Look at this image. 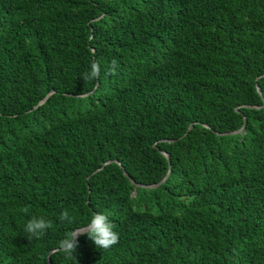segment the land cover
Returning a JSON list of instances; mask_svg holds the SVG:
<instances>
[{"label":"trees","instance_id":"1","mask_svg":"<svg viewBox=\"0 0 264 264\" xmlns=\"http://www.w3.org/2000/svg\"><path fill=\"white\" fill-rule=\"evenodd\" d=\"M95 213L116 245L53 252ZM48 256L264 264V0H0V264Z\"/></svg>","mask_w":264,"mask_h":264},{"label":"clouds","instance_id":"2","mask_svg":"<svg viewBox=\"0 0 264 264\" xmlns=\"http://www.w3.org/2000/svg\"><path fill=\"white\" fill-rule=\"evenodd\" d=\"M112 65L116 66L117 61L113 59ZM110 72L113 68L109 69ZM100 74V65L98 61L90 64V71H85L82 78L85 82L96 80ZM84 95V93H82ZM98 170V169H97ZM24 214L29 213V206L21 209ZM58 219L63 224L73 223V218L69 215L67 209L63 210ZM52 221L43 216H32L26 223L23 231L29 241L40 239L46 235L47 230L52 228ZM86 234L98 249L109 250L119 242V234L114 231V225L103 213H95L91 220L83 227L68 231L65 237L58 242L59 247L53 252H62L66 258L76 260L74 252L78 245V236Z\"/></svg>","mask_w":264,"mask_h":264},{"label":"water","instance_id":"3","mask_svg":"<svg viewBox=\"0 0 264 264\" xmlns=\"http://www.w3.org/2000/svg\"><path fill=\"white\" fill-rule=\"evenodd\" d=\"M257 88H258L259 93L261 94L262 92H261V89H260V87H259L258 85H257ZM52 92H53V91H51L50 93H48V94L46 95V97L40 102V104H42L43 102H45L46 99L52 94ZM244 127H245V124H243L242 128L239 129V130H237V131L225 132V133H222V134L227 135V134L239 133V132H241V130H242ZM192 128H193V123L190 124V126H189V128H188V130H187L186 133H188ZM164 140H166V141H173V140H168V139H164ZM164 154H165V155L167 156V158L169 159V164H170L169 171H168L167 175L165 176V178H164L162 181H160L159 183H156V184H150V185H146V184H138V185L145 186V187H149V188H152V187L155 188V187H157L159 184H161L162 182H164V181L168 178V176H169V174H170V172H171V162H170V157H169L170 155H169V153H166V152H164ZM112 162L119 163V164L121 165V167L124 169V174H125L126 176L129 175L128 172L125 170V167L122 165V162L119 161L118 159H111V160H108V161L104 162L103 165H102V167H101L100 169H102L106 164H108V163H112ZM100 169L96 170L95 172L99 171ZM132 181H133V179H132ZM133 182H134V181H133ZM79 228H80V227H79ZM47 259H48V264H52L51 259H50L49 256H48Z\"/></svg>","mask_w":264,"mask_h":264}]
</instances>
